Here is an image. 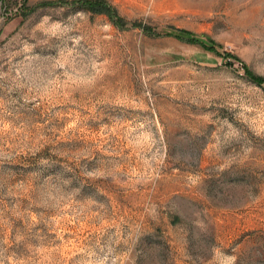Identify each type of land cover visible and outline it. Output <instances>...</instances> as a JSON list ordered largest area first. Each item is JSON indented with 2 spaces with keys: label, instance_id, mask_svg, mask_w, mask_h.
I'll return each instance as SVG.
<instances>
[{
  "label": "rangeland",
  "instance_id": "rangeland-1",
  "mask_svg": "<svg viewBox=\"0 0 264 264\" xmlns=\"http://www.w3.org/2000/svg\"><path fill=\"white\" fill-rule=\"evenodd\" d=\"M87 1L0 0V264H264V0Z\"/></svg>",
  "mask_w": 264,
  "mask_h": 264
},
{
  "label": "trees",
  "instance_id": "trees-1",
  "mask_svg": "<svg viewBox=\"0 0 264 264\" xmlns=\"http://www.w3.org/2000/svg\"><path fill=\"white\" fill-rule=\"evenodd\" d=\"M86 5L88 6L89 9H91L96 13L109 15L117 25L122 26L124 24V19L117 13V11L108 2L104 0H94V1L90 0L87 1ZM143 27L146 33L149 34L155 33L153 32L154 31L153 28H151L150 26H143ZM168 34L174 35L175 37L189 43L200 44L209 50L217 51L216 43L206 38L205 35H197L193 31L187 29H174L171 31V33L168 32ZM227 55L229 57H234L233 54L231 53H227ZM247 73H249L250 77L257 83L259 84L264 83V77L255 75L251 73V71H249L248 69H247Z\"/></svg>",
  "mask_w": 264,
  "mask_h": 264
}]
</instances>
